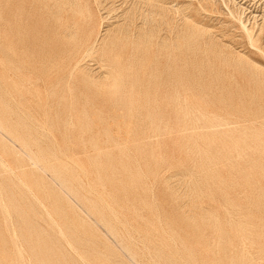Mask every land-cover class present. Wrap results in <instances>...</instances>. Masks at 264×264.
<instances>
[{"label":"rangeland","instance_id":"1","mask_svg":"<svg viewBox=\"0 0 264 264\" xmlns=\"http://www.w3.org/2000/svg\"><path fill=\"white\" fill-rule=\"evenodd\" d=\"M164 2L0 0V264H264V0Z\"/></svg>","mask_w":264,"mask_h":264},{"label":"bare ground","instance_id":"2","mask_svg":"<svg viewBox=\"0 0 264 264\" xmlns=\"http://www.w3.org/2000/svg\"><path fill=\"white\" fill-rule=\"evenodd\" d=\"M145 2H147V7H148V9H147V11L144 13V15H145V17H144V22H143V24L142 25H137L136 27H137V31H135V33H134V35L132 36L133 37V40H132V42H133V44H134V48L137 50V49H140V52L142 53V55H149V52L150 51H155V52H157V50L155 49V46L158 44V47H162V48H168L169 46H170V43H169V40H168V37H167V35H161L160 37H159V41L157 40V41H155L154 39L156 38V34H155V32H156V30H155V28H156V26H155V24H154V19H153V15L154 14H157V15H160V17L162 18V20H164L166 17H167V14H168V7L166 6V4H165V0H144ZM255 1V0H254ZM200 4V3H199ZM70 5H71V3H70ZM242 5V4H241ZM146 6V5H145ZM177 6V5H176ZM157 7V8H156ZM63 8V7H62ZM252 14V13H251ZM254 15V14H253ZM126 18H128V16H129V14H125L124 15ZM123 16V17H124ZM233 16V15H232ZM263 16V15H262ZM126 20H128V19H126ZM246 21V20H245ZM126 22V21H125ZM240 22H242V21H240ZM127 23V22H126ZM73 25H74V23H73ZM127 29L126 28H124V29H126L125 30V33H126V35H127V37H129V36H131V32H129V30H128V23H127ZM135 26V25H134ZM196 32V31H195ZM107 33V32H106ZM179 37H180V35H179ZM89 40V39H88ZM87 41V40H86ZM158 42V43H157ZM251 43V42H250ZM95 44V43H94ZM90 48V47H89ZM93 48H90V49H88L87 50V52L89 53V52H91V50H92ZM85 54V53H84ZM166 54V53H165ZM91 55V54H90ZM149 60H151L152 61V63H154V61L156 60L155 59V57H151V58H149ZM147 61V60H146ZM157 61V60H156ZM106 62H108V61H106ZM115 62V61H114ZM113 62V63H114ZM162 62V61H161ZM170 62V61H169ZM112 63V64H113ZM168 63V62H167ZM23 64V63H22ZM77 64V63H76ZM86 65V64H85ZM117 65V64H116ZM119 65V64H118ZM154 65V64H153ZM113 67V66H112ZM10 71V70H9ZM109 71V70H108ZM111 71V70H110ZM121 73V72H120ZM49 74V73H48ZM17 76V75H16ZM51 76V75H50ZM43 79V78H42ZM116 79V78H115ZM11 80L13 81V77L11 78ZM28 79H25V78H23V81L24 82H26ZM92 81H94V80H92ZM96 82V81H95ZM23 86H25L24 84H23ZM4 89V88H3ZM48 92V91H47ZM158 92V91H157ZM127 93V92H126ZM48 95V94H47ZM13 97V96H12ZM14 98V97H13ZM193 101V100H192ZM100 110V109H99ZM192 110V109H191ZM112 111V110H111ZM231 114V113H230ZM155 115V114H154ZM162 115V114H161ZM72 116V115H71ZM204 116V115H203ZM235 116V115H234ZM236 117V116H235ZM72 118V117H71ZM72 120V119H71ZM200 120V119H199ZM129 121V120H128ZM178 121V120H177ZM151 122V121H150ZM248 122V121H247ZM259 122V121H258ZM74 123V122H73ZM167 123V122H166ZM256 123H257V121H256ZM34 124V123H33ZM69 124V123H68ZM259 124H261V122L259 123ZM151 125H152V123H151ZM157 125V124H156ZM165 126H166V124H164ZM120 126V125H119ZM157 126H159V124L157 125ZM230 126V125H229ZM263 126V125H262ZM141 127H142V125H141ZM41 128V127H40ZM171 128V127H170ZM28 129V128H27ZM164 129V128H163ZM47 131V130H46ZM121 131V130H120ZM171 134V133H170ZM54 136V135H53ZM101 137V136H100ZM153 138V137H152ZM126 144V143H125ZM60 146V145H59ZM60 148V147H59ZM16 150V149H15ZM100 150V149H99ZM32 152V151H31ZM67 155V154H66ZM1 157V156H0ZM72 159H73V157H72ZM5 160V159H4ZM71 160V159H70ZM2 161V160H1ZM57 161V160H56ZM58 161H59V159H58ZM61 161H63V160H61ZM34 162V161H33ZM53 162V161H52ZM60 162V161H59ZM75 163V162H74ZM5 164V163H4ZM3 163H2V165H4ZM76 164V163H75ZM34 165V164H33ZM76 165H78V164H76ZM5 166V165H4ZM36 166V165H35ZM83 166V165H82ZM141 166V165H140ZM7 167V166H6ZM80 167V166H79ZM195 167V166H194ZM58 168H59V171L60 172H67V168H65V167H60V166H58ZM84 168V167H83ZM83 168H82V170H83ZM80 169V171H78V172H81V167L79 168ZM10 171H12V168H11V170ZM86 171V170H85ZM41 172V171H40ZM88 172V171H87ZM86 172V173H87ZM13 173V172H12ZM16 173V172H15ZM14 174V173H13ZM79 174V173H78ZM192 175V174H191ZM88 176V175H87ZM16 177V176H15ZM190 177V176H189ZM192 177H193V175H192ZM55 178V177H54ZM76 178L75 177H72V176H69L68 178H67V180L71 183V181H73V180H75ZM59 181V180H58ZM21 182H22V179H21ZM24 183V182H23ZM28 187V186H27ZM90 188V187H89ZM202 188V187H201ZM260 188V187H259ZM1 189V188H0ZM31 191V190H30ZM153 191V190H152ZM203 191V190H202ZM1 193V192H0ZM2 194V193H1ZM1 196V195H0ZM1 199V198H0ZM3 200V199H2ZM38 200V199H37ZM104 200H106V199H104ZM39 201V200H38ZM3 202H5L4 200H3ZM42 202V201H41ZM43 203V202H42ZM108 203V202H107ZM44 204V203H43ZM42 204V205H43ZM2 205H3V203H2ZM45 205V204H44ZM158 205V204H157ZM202 205V204H201ZM110 206V205H109ZM5 207V206H4ZM111 207V206H110ZM46 208V207H45ZM112 208V207H111ZM114 208V207H113ZM112 208V209H113ZM257 208V207H256ZM6 209V208H5ZM8 209V208H7ZM111 209V210H112ZM159 209V208H158ZM114 210V209H113ZM3 211V210H2ZM47 211V210H46ZM115 211H116V209H115ZM4 212V211H3ZM10 213V212H9ZM4 214V213H3ZM9 215V214H8ZM43 215V214H42ZM49 215H51V214H49ZM115 215V214H114ZM10 216V215H9ZM81 216V215H80ZM119 216V215H118ZM11 217V216H10ZM52 217V216H51ZM6 219V218H5ZM236 220V219H235ZM6 221V220H5ZM159 221H161V220H159ZM56 222V221H55ZM162 223V222H161ZM163 226V225H162ZM42 227V226H41ZM62 230V229H61ZM7 231V230H6ZM15 231V230H14ZM130 232V231H129ZM64 233V232H63ZM63 233H62V235H63ZM65 234V233H64ZM127 234H129V233H127ZM129 236H130V234H129ZM172 236V235H171ZM132 237V236H131ZM130 237V238H131ZM170 237V236H169ZM16 238V237H15ZM172 238H174V237H172ZM19 239V238H18ZM132 239V238H131ZM133 239H135V238H133ZM175 239V238H174ZM59 241V240H58ZM137 241V240H136ZM260 241V240H259ZM133 242V241H132ZM174 242H176V241H174ZM20 243V242H19ZM145 244V243H144ZM71 245V244H70ZM18 246V245H17ZM23 246V245H22ZM19 247V246H18ZM70 247V246H69ZM22 248V247H21ZM247 248V247H246ZM260 249V248H259ZM21 250V249H20ZM127 250V249H126ZM22 251V250H21ZM25 251V250H24ZM262 251V250H261ZM14 252V251H13ZM22 255H23V253H22ZM253 255V254H252ZM148 259V258H147ZM84 260V259H83ZM261 260V259H260ZM31 261V260H30Z\"/></svg>","mask_w":264,"mask_h":264}]
</instances>
